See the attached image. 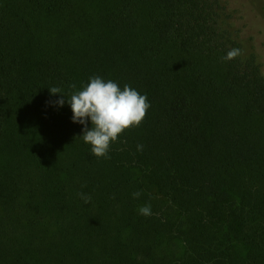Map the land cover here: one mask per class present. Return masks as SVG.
Returning <instances> with one entry per match:
<instances>
[{"label": "trees", "instance_id": "16d2710c", "mask_svg": "<svg viewBox=\"0 0 264 264\" xmlns=\"http://www.w3.org/2000/svg\"><path fill=\"white\" fill-rule=\"evenodd\" d=\"M263 66L264 0H0V264H264ZM94 76L150 104L108 158Z\"/></svg>", "mask_w": 264, "mask_h": 264}, {"label": "clouds", "instance_id": "9594fccd", "mask_svg": "<svg viewBox=\"0 0 264 264\" xmlns=\"http://www.w3.org/2000/svg\"><path fill=\"white\" fill-rule=\"evenodd\" d=\"M238 55L239 50L232 49L224 59L231 60ZM70 87L75 89L76 85ZM49 91L51 95L61 94V98L54 102L55 105L63 107L65 102L70 105L72 122L84 125L83 134L79 137L91 146V153L97 158H108L110 145L117 141L125 130L138 127L150 107L146 95H141L128 85L121 90L117 83L111 80L105 82L99 76L91 77L87 85L74 91L70 97L64 95L57 87H52ZM89 121L91 128L88 127ZM137 150L142 151L143 145H138ZM140 195V192L133 193L134 198H139ZM80 196L85 203L90 202L89 196L83 193H80ZM139 213L150 216L151 205L140 207Z\"/></svg>", "mask_w": 264, "mask_h": 264}, {"label": "rangeland", "instance_id": "374dc122", "mask_svg": "<svg viewBox=\"0 0 264 264\" xmlns=\"http://www.w3.org/2000/svg\"><path fill=\"white\" fill-rule=\"evenodd\" d=\"M258 19H253V21H257ZM254 25H257V23H254ZM263 68H264V66H263Z\"/></svg>", "mask_w": 264, "mask_h": 264}]
</instances>
